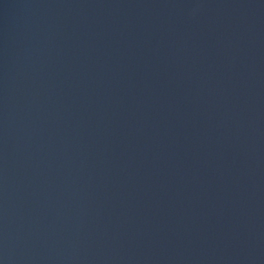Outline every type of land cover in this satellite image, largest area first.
<instances>
[{
  "label": "water",
  "instance_id": "95a60500",
  "mask_svg": "<svg viewBox=\"0 0 264 264\" xmlns=\"http://www.w3.org/2000/svg\"><path fill=\"white\" fill-rule=\"evenodd\" d=\"M0 264H264V0H0Z\"/></svg>",
  "mask_w": 264,
  "mask_h": 264
}]
</instances>
